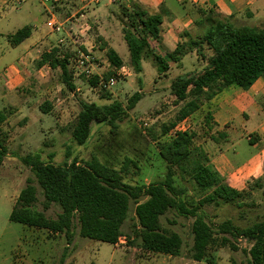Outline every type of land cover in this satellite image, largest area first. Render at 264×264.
Listing matches in <instances>:
<instances>
[{
	"label": "trees",
	"instance_id": "1",
	"mask_svg": "<svg viewBox=\"0 0 264 264\" xmlns=\"http://www.w3.org/2000/svg\"><path fill=\"white\" fill-rule=\"evenodd\" d=\"M113 1L118 3L120 9L121 35L128 49L129 67L136 75L142 73L140 62L144 56L152 59L159 76H164L170 65L180 66L182 59L188 55L201 66L200 71L178 76L171 82L170 91L175 103L183 104L178 119L196 112L202 101L210 100L230 85L248 90L264 74V19L259 21L258 26L248 27L243 25L245 23L231 21L212 11L193 23L196 30H201L200 33H193V29L183 31L179 34L176 47L172 51L164 50V55L160 56L155 51V45L162 47L161 13L151 12L137 4L126 6L119 0ZM28 35L29 29L24 27L9 36L8 41L16 46ZM106 58L113 69L123 66V61L112 49L106 51ZM68 59L67 54L61 55L54 48L42 54L37 66L58 68L62 83L70 92H74ZM110 76L108 72L103 79L107 81ZM87 82L97 87L98 78L93 76ZM102 91L104 94L106 90ZM140 99L141 94L135 93L128 99L126 108L117 101L102 106L80 101V109L71 129V141L77 146H85L91 136L92 124L116 129L117 123L127 118V111L133 109ZM41 109L48 112L50 105L45 103ZM6 118V114L0 111V136L1 124ZM203 120L208 125L212 121L210 114L207 113ZM165 129L162 138H165ZM196 136L191 130L181 131L170 139L157 142L158 155L166 163L165 178L141 186L123 181V175L128 173V165L134 164L129 158H125L123 166L117 170L101 163L96 156L87 161L72 158L56 165L42 161L39 154H28L21 161L30 169L32 178H28L20 190L8 220L63 235L67 246L58 264H73L65 261L69 256L67 247L72 242L75 222L80 238L114 245L123 237L122 226L133 204L136 220L133 231L140 241V248L146 252L178 255L182 239L178 234L164 229L160 222L163 216L173 211L178 216L193 219L191 259L194 262H201L205 258L215 235H219L222 245L229 243L227 236L233 240H244L248 244L249 264H264V220L254 221L245 227L225 220L215 228L205 220L201 210L204 205L234 204L242 200L245 190L240 192L225 184L204 154L193 148ZM6 154L7 149L0 141V168ZM68 154L66 158H69ZM177 171L190 173L191 181L202 195L196 205L187 206L182 199L186 190L174 185ZM253 182L264 198V160L263 176ZM35 184L43 199L42 211L36 209L39 200ZM241 205L237 203L238 207ZM51 206L59 208L55 219L45 216ZM232 248L236 250L234 246Z\"/></svg>",
	"mask_w": 264,
	"mask_h": 264
},
{
	"label": "rangeland",
	"instance_id": "2",
	"mask_svg": "<svg viewBox=\"0 0 264 264\" xmlns=\"http://www.w3.org/2000/svg\"><path fill=\"white\" fill-rule=\"evenodd\" d=\"M73 1L81 2V0ZM82 1L81 5L89 2L88 6H92L99 2L102 6L107 0ZM30 4L34 12L32 15V19L35 18L34 23L44 25V6L39 0H27L26 5ZM45 7L48 8L49 5L45 4ZM120 16L118 6L116 19L120 32L118 33V29L116 30L113 26L112 34L113 37L115 34L118 37L115 38L114 50L124 60L120 69H113L110 66L105 53L99 50L102 49L100 41L95 38L90 41L95 45L89 53L93 74L103 79V76L109 72L110 78H114V85L104 94L98 87L90 85L84 76L75 74L74 60L77 50H81L79 49L81 41L71 36L70 39H64V44L59 46L56 43V47L53 48H57L60 54L65 53L69 56V69L75 90L70 92L62 83L58 68L43 69L44 78L40 85L36 82L38 96L34 102H36V108L45 103L51 104V107L46 113L43 109L38 111L42 116L40 124L32 120L34 125L29 126L23 120L24 113L19 112L20 87L11 89L6 99L0 101V111L7 115L6 121L1 124L0 136V141L7 149L0 168V264H58L67 246L61 234L26 227L8 220L20 190L26 185V180L32 178L30 169L21 161L26 155L39 154L42 161L56 165L70 161L72 158L87 161L92 156H96L101 163L117 170L123 166L125 158H129L134 164L128 165V173L123 175V181L129 185L141 186L164 180L166 163L158 155L157 142L172 138L184 121L185 125L182 128L185 131L191 130L198 134L195 139L196 145L205 137L203 134L205 111L199 109L191 115L178 119V112L183 104H176L170 91L174 78L194 71L198 72L202 69L201 66L188 55L182 59L180 66L171 65L172 67L164 76H159L152 59L144 56L140 62L142 73L136 75L129 67L128 49L120 34ZM245 20L243 25L248 27L258 26L260 21L248 17ZM9 23L12 25L14 22L6 17L0 21V28ZM45 28L47 30V27ZM22 48L23 46L17 47L13 52L18 55ZM6 50L7 46L0 39V68L1 65H6L5 60L10 57ZM31 70L33 74H37V63L32 64ZM135 93L141 94L140 101L133 109L127 111V118L117 123L116 129L113 130L106 125L92 124L91 136L85 146H77L71 141V129L80 109V101L100 106L117 101L126 108L128 99ZM4 94L3 92L1 95ZM164 129L167 131L165 138H162ZM247 148L249 146L245 142L244 150L236 158V162L240 163L246 158L249 153ZM67 153L69 158H66ZM253 183L252 181L246 184V188L241 190H245L241 201L219 206L204 205L201 210L205 220L213 228L225 220L232 221L238 227L264 220V198L261 190H258L259 188ZM174 185L186 190L182 199L187 206L196 205L202 196L191 181L189 172L177 171ZM37 189L39 201L36 209L42 211L43 199L38 187ZM237 203L242 205L238 207ZM58 213L59 208L51 206L45 212V216L55 219ZM160 222L164 229L178 234L182 239L178 255L151 254L140 248V241L133 231L136 220L134 205L131 204L128 219L122 226L123 237L114 245L80 238L75 222L72 242L67 247L69 256L65 262L73 264H249L248 244L244 240H233L227 236L229 243L222 245L219 235H215L214 243L208 248L205 258L201 262H194L191 259L193 219L178 216L171 211L163 216Z\"/></svg>",
	"mask_w": 264,
	"mask_h": 264
},
{
	"label": "crops",
	"instance_id": "3",
	"mask_svg": "<svg viewBox=\"0 0 264 264\" xmlns=\"http://www.w3.org/2000/svg\"><path fill=\"white\" fill-rule=\"evenodd\" d=\"M120 1L126 6L137 4L151 12L161 13L162 47L155 45V51L160 56L164 55V50L172 51L176 47L179 34L183 31L193 29V33H200L201 30H196L193 23L205 18L212 11L234 22L245 23L246 17L260 21L264 19V0ZM26 2L27 0H22L16 6L14 0H0V21L8 17L14 22L0 28V39L7 46V55H10L5 60L6 65H1L0 68V101L6 99L11 89L20 87L19 112L24 113L23 120L32 126V120L38 124L42 122V116L38 112L41 106L36 108L34 102L38 96L36 82L41 84L44 78L43 69H51L48 65L37 66V74H33L32 64L37 63L42 54L54 49L60 37L51 33L48 28L46 30V22L50 18L58 21L63 25V39H70L71 36L80 39L79 49L84 52L90 53L94 49L95 45L90 41L95 38L100 41L103 48L99 50L105 55L108 49L114 50L117 35L113 37V26L118 29V33L120 27H117L116 19L118 3L113 0H107L102 6L99 2L88 6L89 3L81 5L82 0L79 3L73 0H54L52 9L44 7V25L34 23L33 9ZM24 27L29 29L28 38L16 46L11 45L8 37ZM20 46H23V50L17 55L13 51ZM3 92L5 94L1 95ZM199 109L205 111V115L210 114L212 121L207 125L203 120L205 137L198 145L194 140L193 148L204 154L208 163L232 189L241 191L246 188V184L261 179L264 160V74L246 91L235 85L222 89L210 100L202 101ZM184 125L185 121L182 126ZM178 131L184 130L182 128ZM245 142L249 146V153L238 163L236 158L244 150Z\"/></svg>",
	"mask_w": 264,
	"mask_h": 264
},
{
	"label": "built area",
	"instance_id": "4",
	"mask_svg": "<svg viewBox=\"0 0 264 264\" xmlns=\"http://www.w3.org/2000/svg\"><path fill=\"white\" fill-rule=\"evenodd\" d=\"M21 2H22V0H14V3H15L16 6L20 5ZM39 2L44 7H45V4H48L49 5V10L52 9V6L54 4V0H39ZM92 2H97V0H92ZM81 17H82V15H81ZM46 26L50 30L51 33L58 34L60 36L58 38V40H57V44H59V46L62 45V44H64V39L62 37L63 26L60 23L56 22L53 18H50L46 22ZM91 60L92 59L90 58L89 53H85V52H83L81 50H77V52H76V58L74 60V62H75V64H74L75 65V74L76 75H82L86 79H90L91 77L96 76L98 78L97 87L100 90L110 89L114 85V78L111 77L107 81H105L100 76L94 75L93 74V71H92L91 64H90L91 63ZM144 125L146 126V123H144ZM182 127L179 128L178 130L182 129ZM183 130L185 131V129H183ZM178 132H181V131H178Z\"/></svg>",
	"mask_w": 264,
	"mask_h": 264
}]
</instances>
